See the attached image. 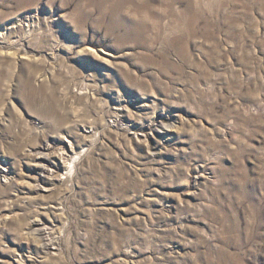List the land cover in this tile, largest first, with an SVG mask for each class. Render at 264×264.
Segmentation results:
<instances>
[{"label": "rangeland", "instance_id": "1", "mask_svg": "<svg viewBox=\"0 0 264 264\" xmlns=\"http://www.w3.org/2000/svg\"><path fill=\"white\" fill-rule=\"evenodd\" d=\"M0 264H264V0H0Z\"/></svg>", "mask_w": 264, "mask_h": 264}]
</instances>
